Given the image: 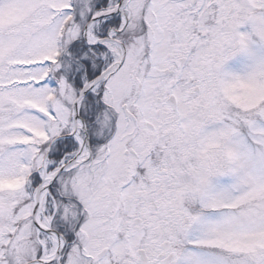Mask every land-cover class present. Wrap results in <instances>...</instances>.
Masks as SVG:
<instances>
[{"label":"rangeland","instance_id":"374dc122","mask_svg":"<svg viewBox=\"0 0 264 264\" xmlns=\"http://www.w3.org/2000/svg\"><path fill=\"white\" fill-rule=\"evenodd\" d=\"M120 1L0 0V264H27L54 248L52 235L33 219L44 171L52 177L45 213L66 240L60 264H158L152 258L171 254L173 262L165 264H264V0H203L204 7H224L225 19L211 28L209 41L183 35V0H129L117 15L120 26L130 19L126 58L80 106L88 156L53 178L79 151L72 130L79 91L122 58L113 50L120 45L109 40L115 32L106 28L107 18L86 27L84 44L83 27ZM145 1L148 21L159 23L147 32L140 13ZM138 32L149 40L138 39L136 53ZM144 46L148 54L140 57ZM174 60L178 72L170 75ZM159 96L165 168L194 174L200 156L217 167L224 160V176L213 170L207 182V174L174 185L131 182L132 192L124 171L117 185L107 181L110 148L136 135L122 102L156 121ZM80 134L85 140L82 127ZM139 134L146 141L154 133ZM119 182L122 201L125 193L139 199V192H163L166 199L148 201L128 233L115 209L106 208Z\"/></svg>","mask_w":264,"mask_h":264},{"label":"flooded vegetation","instance_id":"af4514ba","mask_svg":"<svg viewBox=\"0 0 264 264\" xmlns=\"http://www.w3.org/2000/svg\"><path fill=\"white\" fill-rule=\"evenodd\" d=\"M186 5H183V7L180 9L181 15L187 14V20L184 23V25H180V29L183 30V35L188 36L190 39H198V40H211L213 39V36H215V33L211 31V28L216 25L219 21H222L224 17V7L216 8L215 6H202L203 0H183ZM148 9H149V2L145 1L143 3V6L141 8V18H142V26L147 32L150 30V28L154 25H158L159 23H153L149 22L146 15H148ZM189 9V10H188ZM156 12V11H154ZM188 12V13H186ZM161 15V12H158ZM188 15H191V17H188ZM106 22V28L107 29H114L115 35L114 39L116 41H119L123 44L125 49V57L126 58V43H125V37L124 32L128 28L130 24V19L127 18L126 24L124 26H120V23H118V17L113 16L110 18H107ZM160 19V18H158ZM161 20V19H160ZM162 23V22H161ZM160 23V24H161ZM163 24V23H162ZM178 24V23H177ZM85 30V26L83 27V32ZM162 30V31H161ZM202 30H204L202 32ZM164 28H159V35L164 36ZM186 34V35H185ZM145 38V33L138 32L135 34L136 38V44H137V51L138 53V39ZM146 41L149 40L148 38H145ZM82 42H86L85 38H82ZM99 42H96L92 45H95ZM140 48V47H139ZM140 51V49H139ZM148 52L146 51L145 46L142 48V56H146ZM175 58V57H174ZM94 57L92 59L90 58V61H95ZM99 62V60H97ZM182 64L184 65L187 62L186 58H183L181 60ZM88 63V62H87ZM92 63V62H91ZM90 63V64H91ZM122 63V62H121ZM101 63H99L100 67ZM122 64H120L121 66ZM178 72V61L174 60L171 62V69H166V73L170 75H174ZM111 75V74H110ZM162 77V74H160ZM159 76V77H160ZM160 80H163V78H158ZM192 80V78L190 79ZM104 87V85H103ZM198 89V88H197ZM172 100H175L174 95L171 96ZM159 102V107L157 109V116L159 117L156 119V121H153L152 119L145 118L134 111V109L128 106L126 102H122V110L124 111V106L127 107V109L131 112L130 115H126L125 118L127 120L128 125L133 129L131 132L134 135L133 138L130 139V137L127 139V143L124 145H114L110 149V153L113 155L111 156L114 161L112 162V168L109 171L106 176L107 181L111 180V184H116V180H118L121 176H118L121 172H125L123 183L126 182L127 187H129V191L132 192V186L131 182L135 183H151L156 184L159 186L163 181L167 180L169 185H174L180 181H184L185 179H188L191 175H194V178H202L205 174V181L207 182L212 177L213 170L215 172H220L221 176H224L225 173V167L223 165L224 160L220 159V162L216 163L219 165V167L214 166L212 162H207L205 160L200 159V156L197 157V160H195L194 163V174H187L184 172L182 175L180 173V167H168L165 168V146L163 145V128H164V120L162 116V110H163V97L159 96L157 98ZM117 126V124H114ZM150 130L154 134H149L150 136H146L144 141L140 136V131H147ZM154 130V131H153ZM131 134V135H132ZM139 134V135H138ZM144 138V136H142ZM141 138V139H140ZM200 148V151L204 148V150H210L208 146H197ZM92 149V148H91ZM106 152V151H104ZM181 152V151H178ZM173 172L169 173V170ZM109 174H113L114 176H110L108 178ZM203 175V176H202ZM110 179V180H109ZM165 179V180H164ZM120 181V180H119ZM119 182L118 186V192L116 193L115 198H113V202L108 203L106 208L108 213L112 212L115 209L114 216H118V219L116 222L119 221L120 224L123 225V231L128 233V230L131 227V220L132 216L136 213H138L141 209H145L147 207V202L150 201L152 204L154 202L160 203L163 205V201L165 199V194L163 192H156V193H150L148 195L147 193L139 192L137 194L139 199H134L133 196L130 194H124L123 201H122V195H121V189L122 184ZM164 183V182H163ZM118 184V183H117ZM116 184V185H117ZM115 187V185H114ZM183 204L187 207H191L190 202H183ZM113 205V206H112ZM111 207V209H110ZM113 209V210H112ZM118 225V223H117ZM116 225V227H117ZM120 227V226H119ZM105 228L108 231H111V225L108 226L105 225ZM119 230L122 231L120 228ZM106 252V250H104ZM172 254L168 257L165 256H159L152 258L154 261H156L158 264H165L168 261H172ZM145 260H148L147 256H144ZM115 260V259H114ZM173 262V261H172Z\"/></svg>","mask_w":264,"mask_h":264},{"label":"water","instance_id":"95a60500","mask_svg":"<svg viewBox=\"0 0 264 264\" xmlns=\"http://www.w3.org/2000/svg\"><path fill=\"white\" fill-rule=\"evenodd\" d=\"M128 0H121L117 6L116 9L114 10H111V11H106V12H103V13H100L96 16H93L92 20L94 19H97V18H102V17H108V16H112L116 13H121L122 11V7L125 5V3L127 2ZM110 40H114V38H112L110 36ZM118 64H113L111 65L110 67H108L105 71L101 72L100 75H98L96 78H94L91 82L87 83L86 85L83 86L82 90L80 91L78 97L76 98V100L74 101L73 103V108H74V121L77 123L80 116H79V104L81 102V100L90 92V90L92 88H94L95 86H97L100 82H102L103 80L106 79V77L108 76L109 73H111L117 66ZM124 110H125V113L126 115H130V111H128L127 107L124 106ZM83 131L84 133L86 134V129L85 127L83 126ZM71 134H69L68 136H70ZM88 140V137L86 136V141ZM75 160V158L71 159L69 162H67L66 164H63L60 168H58V170L55 172L53 178H56L60 173H62L63 171H65L68 166ZM41 192H42V186L41 184L37 187V190H36V200H35V205H34V208H33V219H34V222L37 224L36 222V217H37V214H38V210H39V207H40V196H41ZM48 233L50 234H56L57 236L61 237V234H59L58 232L50 229V230H47ZM62 247H60L55 256L49 260H43L42 258H38L36 260H34L33 262H31V264H47V263H50V262H53L55 260H59V257L62 253Z\"/></svg>","mask_w":264,"mask_h":264},{"label":"bare ground","instance_id":"6f19581e","mask_svg":"<svg viewBox=\"0 0 264 264\" xmlns=\"http://www.w3.org/2000/svg\"><path fill=\"white\" fill-rule=\"evenodd\" d=\"M116 8V7H115ZM113 8V9H115ZM86 35H89V30H87ZM93 41H96L95 39H91ZM122 46H115L113 50L116 52L117 55H121L122 53ZM82 121L79 119L78 122L74 123L72 126V130L74 132V137L79 143V151L75 155V160L72 162L71 166L77 165L79 162L85 160L88 156V152L86 151V143L84 138L80 134V129L82 127ZM51 175L46 174V172H43V181L41 182L42 186V192L40 196V210L38 211L37 217H36V222H37V227L41 231H47L50 228V222H51V216L47 215L45 213V205L48 200V194H49V188L48 184L50 182ZM52 238L54 240V248L48 253L45 254L44 257L42 258L43 260L50 259L52 256H54L56 249L62 247L64 245V240L60 237H58L56 234L52 235ZM47 253V252H46Z\"/></svg>","mask_w":264,"mask_h":264}]
</instances>
